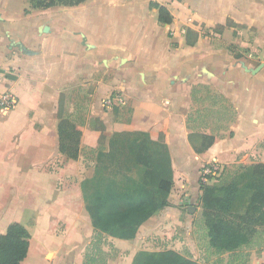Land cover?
<instances>
[{
  "label": "crops",
  "instance_id": "1",
  "mask_svg": "<svg viewBox=\"0 0 264 264\" xmlns=\"http://www.w3.org/2000/svg\"><path fill=\"white\" fill-rule=\"evenodd\" d=\"M151 3L165 7L171 22L159 21ZM24 4L18 8L14 0H0V87L18 99L7 118L0 111V234L15 222L29 230L21 217L34 199L30 182L36 164L45 163V203L54 202L51 210L58 205L56 213L45 214L46 235L52 240L57 221H64L66 234L78 235L72 244L90 237H82L80 226L85 217L86 230L94 232L81 183L94 168L85 167L84 174L79 170L77 182L76 176L66 180L67 169L82 168L84 150L95 149L101 134L108 145L115 133L142 131L153 140L163 135L173 185L167 205L143 222L134 238L104 237L123 254L110 264L141 259L151 264L163 249L202 264H264V227L233 251L209 245L198 183L199 169L219 162L223 179L238 187L231 211L246 212L253 165L264 163V0H84L28 12ZM200 86L221 94L235 110L223 135L214 133L213 143L202 151L197 150L201 135L212 133L189 124ZM59 116L80 132L76 158L60 151ZM15 180L24 183L17 182L18 188ZM65 181L76 182L74 192ZM71 193H77V202L70 200ZM20 195L27 197L21 210L16 207ZM179 225L186 227V235ZM170 226L180 230V239L164 231ZM29 233L20 264L82 263L84 247L58 249L52 240L36 253ZM187 240L204 247L187 255L181 250ZM53 249L59 257L49 261Z\"/></svg>",
  "mask_w": 264,
  "mask_h": 264
},
{
  "label": "trees",
  "instance_id": "2",
  "mask_svg": "<svg viewBox=\"0 0 264 264\" xmlns=\"http://www.w3.org/2000/svg\"><path fill=\"white\" fill-rule=\"evenodd\" d=\"M29 1L32 9H45L55 5L75 6L84 0ZM151 6L158 10L159 21L171 22L172 17L165 7L155 3ZM59 118L60 151L76 158L80 132L70 120ZM201 136L198 151L207 149L215 139L214 134ZM102 139H105L103 134L99 136V143ZM108 147L98 155L105 153L113 161L114 154L121 153L125 160L118 165V171L110 173L106 167H95L92 177L81 183L85 208L94 228L89 247L98 252L105 236L134 238L139 226L167 205L173 185L171 160L163 135L153 140L142 131L115 133ZM223 173L224 170L218 181L201 186L200 205L209 245L217 251H233L248 244L260 233V227H264V163L253 165L247 183L251 196L244 214L231 211L238 187L231 180L223 179ZM29 240L26 227L16 222L9 224L0 234V264H20L27 255ZM151 264L202 263L177 251L163 249Z\"/></svg>",
  "mask_w": 264,
  "mask_h": 264
},
{
  "label": "rangeland",
  "instance_id": "3",
  "mask_svg": "<svg viewBox=\"0 0 264 264\" xmlns=\"http://www.w3.org/2000/svg\"><path fill=\"white\" fill-rule=\"evenodd\" d=\"M14 1L19 8V4L20 2L22 3V0H14ZM24 5H25V9H28V11L32 9L31 3L29 0H25ZM33 10H45V9H33ZM4 92H9L15 96V94L8 87L1 86L0 94ZM12 109L8 111H3L4 113L2 114V116L4 118H7L9 111H11ZM234 115H235V110L233 106L221 94L215 93L214 91L209 89L207 86H200L199 88L195 87V99L191 105L190 113H189V124L191 125V127L199 131H203V132H210L212 134L216 133L217 136H219L220 134L223 135L221 131L226 130V128L229 126L230 121L233 119ZM95 126H99V125L95 124ZM2 134H4V132H2ZM106 143H107L106 140L102 139L100 143H98L95 149L84 150L82 154V160H83L81 163L82 168H78L77 165L72 166L71 168L69 167L66 173V176H67L66 180H68L69 177L73 178L74 176H76V182H77V177H78L77 172L80 170L79 172L81 174H84L85 167H92L95 170V167L103 166L104 168L106 167V170L110 173H112L113 171H118L119 169L118 165L121 164L125 160V158L123 157L121 153L116 152L113 156V161L111 157L105 153H103V155H98L99 152H106L108 150L109 147ZM9 149H12V147L10 146ZM14 150L16 151V149ZM213 162L218 163L217 161H211L209 162V164ZM205 165L206 164H204L203 166ZM202 167L199 169V176H200ZM36 168H37L36 173H34L35 178L33 179L34 183L32 181L30 182L31 185L34 186V193H35L34 199L30 198V201L27 202V206L30 208V212L28 214L23 213L21 217V219H23V221H25L27 225L29 226L30 232L33 233L32 237L35 240L36 253L42 252L45 249V246L53 243L52 242L53 240L55 242L53 243L55 244L54 247L57 246L58 249L61 248V246H65L66 248H70V249L71 248L81 249L84 247V250L82 251V261H81L82 263L81 264H110L111 262L113 263V261H115L117 258L121 257V255L123 257V254L120 253L121 250L115 248L113 244H110L104 241V238H103V241L99 244V247L101 248L100 252L96 250L94 251V248L91 249L89 247L90 244L88 245L86 244L88 240L93 239L94 232L91 233L86 230L88 221L85 217H81L80 219L81 221L80 226H81V230L83 234L82 237L84 238V235L86 234H87L86 236L90 235V237H87L84 240L82 239V242L77 241L75 242V244H72L74 239L77 238L78 235L75 234V232L74 233L67 232L66 234L67 227L64 221H59V222L57 221V226L53 228L54 233L51 236L52 240L48 238V236L45 233V228L47 226L46 224L47 221L45 220V216H46L45 214H47L50 211L51 213H56L58 205H55L53 209L51 210V206L54 205L53 204L54 202L51 204L45 203V163L36 164ZM199 178L200 177H198V183H199ZM219 178L220 176L214 178L213 181H218ZM17 182L24 183L23 180L21 181L15 180L14 183L12 184H14V186H17L16 185ZM76 182L75 183L70 182L69 184H67L68 182L65 181L64 185L70 186V188L72 189V192H74L73 188ZM35 183H37L38 185L36 186ZM199 187L201 188L200 185ZM39 190H41L42 192ZM20 196H21V200L17 201L16 207L17 208L19 207L22 209V206H24V201L26 200L27 197L25 195H20ZM49 197L52 198L53 196L51 195ZM69 198L71 201H75V202L79 200V196L77 195V193H71L69 195ZM80 208L84 209L83 203ZM83 209L81 210L82 213H83ZM19 212L22 213L21 211ZM56 220H59V219H56ZM179 228L181 229L182 233L186 235V227L179 225ZM164 231L169 232L168 234L170 237H173L174 234H177L179 239L180 237H182V235L179 234L180 230L175 228L174 226H170ZM198 237H200V234L198 235ZM149 241L154 243L156 240L151 239ZM180 241L183 242V240H180ZM168 245L169 244L161 245L160 248H166L168 247ZM181 247H183L181 248V250L183 249L184 252L187 251L186 252L187 255H194L195 254L194 252L196 250H199V249L201 250L204 246L201 243L193 244L191 243V241L187 240L185 243H182ZM49 248H52V247H49ZM54 250L55 249H53L52 253L47 254L46 256L47 260L50 261L52 256L54 258V255L56 256V259L59 257V252L57 250H55L54 252ZM69 252L70 251L68 250L64 254L67 255ZM90 258L92 259L90 260ZM141 262L145 264L144 263L145 261L142 259H141ZM142 263H140V260H138L137 263L135 264H142Z\"/></svg>",
  "mask_w": 264,
  "mask_h": 264
},
{
  "label": "built area",
  "instance_id": "4",
  "mask_svg": "<svg viewBox=\"0 0 264 264\" xmlns=\"http://www.w3.org/2000/svg\"><path fill=\"white\" fill-rule=\"evenodd\" d=\"M119 96H115L114 100H118ZM112 101V98H108L106 100L107 104H110ZM18 101L17 98L9 93V92H4L0 94V111H8L12 108H14L17 105ZM223 166L218 162V163H211V164H206L205 166L202 167L201 173H200V178H199V185H205L209 184L213 181L214 178L219 177L222 172H223Z\"/></svg>",
  "mask_w": 264,
  "mask_h": 264
}]
</instances>
